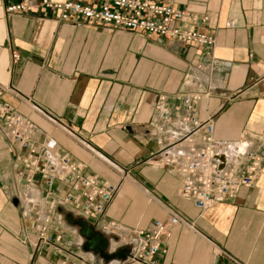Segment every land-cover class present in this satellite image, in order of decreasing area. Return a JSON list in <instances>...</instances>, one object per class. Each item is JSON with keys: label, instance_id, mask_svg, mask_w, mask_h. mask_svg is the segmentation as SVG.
<instances>
[{"label": "crops", "instance_id": "obj_1", "mask_svg": "<svg viewBox=\"0 0 264 264\" xmlns=\"http://www.w3.org/2000/svg\"><path fill=\"white\" fill-rule=\"evenodd\" d=\"M20 1L34 0H0V85L9 88L2 101L32 123L35 144L68 154L82 174L117 191L99 222L57 206L47 234L61 241L40 242L48 200L40 180L26 183L18 160L26 152L3 135L0 121V264H122L128 250L106 255L132 231L166 220L168 208L188 225L162 238L161 264H264V162L254 188L199 212L179 197L181 179L158 163L155 143L159 126L181 129L163 122L159 99L174 118L183 95H195L194 115L212 119L215 140L264 139V0H149L196 17L177 25L212 36V49L62 22L49 9L5 14ZM54 189L61 199L69 185L56 181ZM69 215L103 235L106 251L83 250ZM112 222L119 230L101 228Z\"/></svg>", "mask_w": 264, "mask_h": 264}, {"label": "built area", "instance_id": "obj_2", "mask_svg": "<svg viewBox=\"0 0 264 264\" xmlns=\"http://www.w3.org/2000/svg\"><path fill=\"white\" fill-rule=\"evenodd\" d=\"M34 9H49L59 21L76 25L93 22L104 27L139 32L148 37L174 39L184 46L212 49L215 45L214 38L209 34L193 28H179L177 25L187 19L195 21L196 17L189 18L178 8L149 0L20 1L6 5L5 14L20 15ZM12 58L15 60L17 56ZM8 89L0 85L3 135L18 149L26 152L24 157L18 158L23 169L21 174L29 185L40 180L48 200L47 212L38 218L41 222L39 241L48 245L61 241V234L53 237L47 234L57 206L65 207L75 215L101 221L117 186L102 181L98 176L82 174V166L73 162L68 154L50 151L43 144H35L32 123L2 101ZM178 101L180 105L172 108L176 115L173 118L167 109L166 98L159 99L163 122L172 121L181 129L170 132L159 126L155 143L160 148L158 163L181 179L179 197L191 202L197 211L202 212L235 197L240 189L254 188L262 172L264 139H241L238 144L219 142L214 138L212 119L199 121L194 115L195 95H183ZM197 131L200 134L196 135ZM243 146L246 148L242 150ZM56 181H64L69 185L68 193L61 199L55 197ZM165 214L166 220H155L150 229L131 232V237L125 243L129 246L128 255L122 264H161L158 256L165 253L162 238L169 236V228L188 225L184 218L170 208L165 209ZM101 228L119 230L114 222Z\"/></svg>", "mask_w": 264, "mask_h": 264}, {"label": "water", "instance_id": "obj_3", "mask_svg": "<svg viewBox=\"0 0 264 264\" xmlns=\"http://www.w3.org/2000/svg\"><path fill=\"white\" fill-rule=\"evenodd\" d=\"M67 219L79 227V233L82 238L85 239L83 250H91L95 255L106 251L108 248V242L103 235L93 232L84 220H73L71 219L70 215L67 217ZM123 252H126V250H123ZM117 255L124 256L122 252L118 253Z\"/></svg>", "mask_w": 264, "mask_h": 264}, {"label": "rangeland", "instance_id": "obj_4", "mask_svg": "<svg viewBox=\"0 0 264 264\" xmlns=\"http://www.w3.org/2000/svg\"><path fill=\"white\" fill-rule=\"evenodd\" d=\"M127 239L125 240V241H119V245H118V249L116 250V251H119L120 249H128L129 248V246L127 245H125V243H127ZM114 255L115 254H113V255H106V260H112L113 258H114Z\"/></svg>", "mask_w": 264, "mask_h": 264}, {"label": "flooded vegetation", "instance_id": "obj_5", "mask_svg": "<svg viewBox=\"0 0 264 264\" xmlns=\"http://www.w3.org/2000/svg\"><path fill=\"white\" fill-rule=\"evenodd\" d=\"M123 250H126V252H127V249H126V248H125V249H120L119 251H116V252H115V255L118 256L117 254L120 253V252H122V254L125 255L126 252H123Z\"/></svg>", "mask_w": 264, "mask_h": 264}]
</instances>
